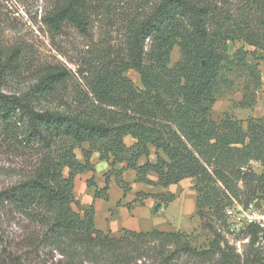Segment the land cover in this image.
Segmentation results:
<instances>
[{"label": "trees", "instance_id": "trees-1", "mask_svg": "<svg viewBox=\"0 0 264 264\" xmlns=\"http://www.w3.org/2000/svg\"><path fill=\"white\" fill-rule=\"evenodd\" d=\"M90 3L64 0L44 22L52 31L69 24L86 34ZM259 25L264 34V17ZM236 39L264 53V39L242 31V16H222L205 1L159 0L128 28L123 56L94 54L81 72L85 89L73 99L75 106L36 107V99L53 93L68 77L61 70H44L22 95L0 89L5 144L34 157L27 177L0 190V221L1 216L6 223L22 221L19 233L3 229L5 264H264L255 246L257 228L248 227L250 245L239 252L227 239L233 232L225 213L235 200L264 202V115L245 120L211 115L221 71L230 61L226 43ZM176 45L180 58L170 65ZM11 60L0 62V80ZM129 69L139 74L141 87L124 74ZM126 136L134 142L127 144ZM84 143L88 148L80 161L75 151ZM93 152L108 164L105 186L95 190V197H106L111 177L127 192L125 170L153 186L193 179L200 234L196 229H123L121 236H112L97 229L93 205L81 206L73 193L76 175L93 170ZM252 162L260 164V173ZM87 184L94 186L92 179ZM138 195L164 205L174 199L173 194ZM200 235L204 240L197 244Z\"/></svg>", "mask_w": 264, "mask_h": 264}, {"label": "rangeland", "instance_id": "rangeland-1", "mask_svg": "<svg viewBox=\"0 0 264 264\" xmlns=\"http://www.w3.org/2000/svg\"><path fill=\"white\" fill-rule=\"evenodd\" d=\"M64 0H0V62L9 61L10 65L0 80V89L9 94H24L44 74L46 69L65 71L68 77L56 90L36 99L37 108L65 110L63 103H73L85 89L86 73L95 53L111 52L117 56L125 54V38L128 28L146 15L159 0H91L90 24L86 34L78 32L69 24L59 31H52L44 22V16ZM198 1V0H196ZM210 4L222 16H242V31L257 34L264 39L259 22L264 17V0H199ZM230 58L221 71V82L212 106L213 118H221L229 113L238 119L261 117L264 115V54L243 39L226 43ZM19 52V53H18ZM180 58L179 46H174L170 65ZM137 87H141L140 76L132 69L124 73ZM130 141H127L129 144ZM85 146V147H84ZM84 143L76 148L79 160H83ZM34 157L31 152L11 149L0 131V190L24 179L33 168ZM251 167L258 173L262 167L252 162ZM183 191L192 189L193 179L181 183ZM180 189L177 190L179 193ZM177 193H172L176 197ZM117 190L109 191V199L114 202ZM237 203H241L236 201ZM80 203V202H79ZM243 204V201H242ZM164 206V204H162ZM160 206L161 207L163 206ZM82 206V205H81ZM167 206V205H166ZM74 209H77L73 205ZM7 220V217H6ZM108 223L109 217L104 218ZM4 222V223H3ZM199 219L194 213L183 219L177 230L200 234ZM22 221L18 218L6 223L4 216L0 221V264H5L2 251L3 229L20 231ZM96 227V224H95ZM176 227L174 226V230ZM112 236H121V232L104 229ZM159 238V237H158ZM251 233L248 228L239 229L227 236L241 252L250 245ZM4 239V236H3ZM166 246L173 247L171 241L159 238ZM204 236L195 242L200 244ZM257 238L255 246H260Z\"/></svg>", "mask_w": 264, "mask_h": 264}, {"label": "crops", "instance_id": "crops-1", "mask_svg": "<svg viewBox=\"0 0 264 264\" xmlns=\"http://www.w3.org/2000/svg\"><path fill=\"white\" fill-rule=\"evenodd\" d=\"M134 142L131 136L125 137V142ZM128 144V143H127ZM85 147V146H84ZM77 155V154H76ZM79 158V156L77 155ZM155 149H151L150 160H154ZM145 158H140V162ZM90 163L93 165L92 171L79 173L74 179L73 193L82 206L93 205L94 222L99 230L108 227L111 231L121 232L123 229L146 232L152 230L178 231L183 219H188L195 211V191L187 189L183 191L181 183L190 178H185L177 184L169 186H153L137 182L136 175L132 170L123 172V179L129 184L130 189L124 192L115 182L114 177L109 179L106 197H95V190L105 186L104 174L108 169L105 160H101L97 152L90 156ZM119 164L116 167L120 168ZM148 177L156 180L154 173H149ZM92 179L94 186H89L87 180ZM193 186V184H192ZM180 189L179 193L177 190ZM117 190V197L114 202L109 199V191ZM138 193L145 194H172L176 197L166 205L150 196H139ZM161 207L160 209V206ZM109 217L108 223L104 218ZM174 226L176 227L174 230Z\"/></svg>", "mask_w": 264, "mask_h": 264}, {"label": "built area", "instance_id": "built-area-1", "mask_svg": "<svg viewBox=\"0 0 264 264\" xmlns=\"http://www.w3.org/2000/svg\"><path fill=\"white\" fill-rule=\"evenodd\" d=\"M260 203V207L257 204ZM230 231H239L254 226L258 230L260 248L264 255V202L253 200L247 204L233 202L225 210Z\"/></svg>", "mask_w": 264, "mask_h": 264}, {"label": "water", "instance_id": "water-1", "mask_svg": "<svg viewBox=\"0 0 264 264\" xmlns=\"http://www.w3.org/2000/svg\"><path fill=\"white\" fill-rule=\"evenodd\" d=\"M257 207H260V203L257 204Z\"/></svg>", "mask_w": 264, "mask_h": 264}]
</instances>
